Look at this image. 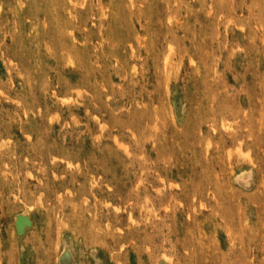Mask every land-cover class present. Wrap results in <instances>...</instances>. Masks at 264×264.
<instances>
[{"label":"rangeland","instance_id":"1","mask_svg":"<svg viewBox=\"0 0 264 264\" xmlns=\"http://www.w3.org/2000/svg\"><path fill=\"white\" fill-rule=\"evenodd\" d=\"M0 264H264V0H0Z\"/></svg>","mask_w":264,"mask_h":264}]
</instances>
